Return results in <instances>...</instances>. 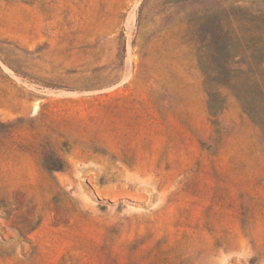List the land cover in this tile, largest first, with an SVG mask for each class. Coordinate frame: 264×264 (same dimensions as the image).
<instances>
[{
	"label": "rangeland",
	"instance_id": "rangeland-1",
	"mask_svg": "<svg viewBox=\"0 0 264 264\" xmlns=\"http://www.w3.org/2000/svg\"><path fill=\"white\" fill-rule=\"evenodd\" d=\"M231 4L0 0V264H264V138L199 67Z\"/></svg>",
	"mask_w": 264,
	"mask_h": 264
},
{
	"label": "trees",
	"instance_id": "trees-1",
	"mask_svg": "<svg viewBox=\"0 0 264 264\" xmlns=\"http://www.w3.org/2000/svg\"><path fill=\"white\" fill-rule=\"evenodd\" d=\"M206 13L199 67L209 113L219 117L231 94L264 138V0H232Z\"/></svg>",
	"mask_w": 264,
	"mask_h": 264
},
{
	"label": "bare ground",
	"instance_id": "bare-ground-1",
	"mask_svg": "<svg viewBox=\"0 0 264 264\" xmlns=\"http://www.w3.org/2000/svg\"><path fill=\"white\" fill-rule=\"evenodd\" d=\"M133 31V30H132Z\"/></svg>",
	"mask_w": 264,
	"mask_h": 264
}]
</instances>
